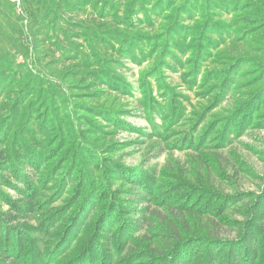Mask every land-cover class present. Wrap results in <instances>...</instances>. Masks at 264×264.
Returning a JSON list of instances; mask_svg holds the SVG:
<instances>
[{"label":"rangeland","instance_id":"374dc122","mask_svg":"<svg viewBox=\"0 0 264 264\" xmlns=\"http://www.w3.org/2000/svg\"><path fill=\"white\" fill-rule=\"evenodd\" d=\"M208 247L264 264V0H0V264Z\"/></svg>","mask_w":264,"mask_h":264},{"label":"trees","instance_id":"16d2710c","mask_svg":"<svg viewBox=\"0 0 264 264\" xmlns=\"http://www.w3.org/2000/svg\"><path fill=\"white\" fill-rule=\"evenodd\" d=\"M223 6H222V8H223ZM70 16H72V15H70ZM149 21H151L152 23H155V22H157V19L150 17V18H147V22H149ZM101 48H103V47H101ZM176 239H177L176 242L172 245V249H174V247H176L178 245L180 246L181 245V242L183 241V239H181V238H176ZM250 245H251L250 251L253 252V249H252L253 245H252V243ZM218 250H219V248H218ZM222 250L223 249H220V252L219 253H221ZM206 251L207 252L205 253V255H206L205 258L207 259V261H209L208 264H215V263L221 264V261H218V258H217L218 255H216V252L215 251L211 252L210 247H208ZM231 251L232 252H231V254L229 256H230V259L232 260V264H242L243 260H245V261L247 260V257H248V253L247 252L246 253H243V254H240L241 251L239 249H235V248H233ZM193 254L194 253L192 252L190 255L192 256ZM164 256H160L159 259L161 260L162 258H164ZM188 256L189 255H187L184 252V257L181 258V259H179V260H177L175 262V264H193V262L196 261L195 260L196 256H192L190 262L189 261L187 262L186 261V258ZM165 262H161V264H165Z\"/></svg>","mask_w":264,"mask_h":264}]
</instances>
